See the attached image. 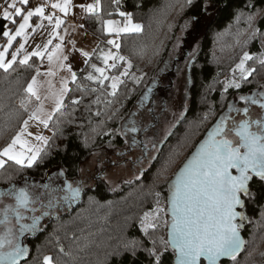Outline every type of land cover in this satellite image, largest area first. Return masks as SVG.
<instances>
[{
	"label": "trees",
	"instance_id": "16d2710c",
	"mask_svg": "<svg viewBox=\"0 0 264 264\" xmlns=\"http://www.w3.org/2000/svg\"><path fill=\"white\" fill-rule=\"evenodd\" d=\"M169 3L175 4V7L166 15L162 14ZM181 3L183 0L179 3L177 0H119V3L117 0H105L99 16L87 18L86 31L98 38L103 47L107 46L109 36L100 23L101 18L123 20L119 12L125 11L132 15L133 22L144 26L142 35H122L119 50L120 54L132 60V72L136 75L143 74V80L139 85L129 83L127 88L121 86L112 105L103 102L98 106L92 104L91 111H86L85 105L95 98L94 93L84 96L76 110L68 104L64 109L66 115L61 117L58 113L53 118L54 121L57 118L62 121V134L52 125L46 129L49 141L56 146L52 154L38 166L17 172L12 181L0 180V191L6 190L10 184L20 186L26 179L45 181L54 170H60L66 182L77 181L82 166L89 161L93 152L126 149L128 143L123 137H117L113 146L108 147L110 137L103 135V132L119 129L123 118L131 113L149 88L151 92L148 91L146 100L150 102L154 114L158 102L161 113L164 112L178 70L189 60L190 53L195 52L192 62L186 67L189 106L172 129L174 134L162 141L159 159L152 161L144 172L143 183L134 178L123 181L119 189L113 191L104 180L98 179L93 187L82 191L79 201L67 212L50 218L35 234L25 235L22 243L29 248L28 264H42L45 255L52 256L54 261L59 258L63 264H153V258L149 255V250L153 247L151 240H157V250L162 248L159 244L161 238L168 240V228L163 225L150 232V236H145L140 223L141 217L156 207L155 192L161 193L159 206L166 209L168 185L224 109L227 99L234 93H243L232 89L223 93V86L217 81H224L232 75L231 70L239 62L243 51L254 56L264 51L259 39L244 46L254 29L264 33V0H194L183 12L180 10ZM249 14L254 17L251 28L245 20ZM185 21H189L188 29L181 31ZM9 22L0 18V51L7 42L3 32L7 29L14 31L13 24L9 25ZM169 25H174L170 32ZM176 37L181 42L172 58L170 70L160 75L170 59ZM152 38L157 46L163 42L159 55L153 56L151 48L143 59L132 54L131 49L135 45L140 42L150 44ZM96 60L94 57L92 62ZM33 61L36 66L41 67L38 58H33L30 63ZM251 64L250 61L249 65ZM257 68L259 69L258 65ZM14 69L9 73L0 70V104L4 105V111L0 112V129L7 126L6 131H0V149L19 129L20 121L26 118V114H22L19 119H10L9 114L19 110L23 89L35 74L33 69L19 65H15ZM84 70L77 83L91 69L86 67ZM249 80L251 88L264 85V71L254 74ZM161 82L167 83L160 87L158 85ZM84 86L93 85L85 81ZM70 88L73 89L70 96L81 98V93L75 91L74 84H70ZM210 105L214 111L204 119ZM117 110L119 114L113 117ZM96 111H99V116L95 115ZM159 116L155 114L156 119L148 132L156 130ZM54 132L57 134L54 135ZM179 144L183 146L177 148ZM172 151H177L179 155L174 158L170 168L154 181L161 161ZM253 193L255 199L249 200L246 206V215L249 217L243 230L246 244L237 257L236 264H264V184H255ZM130 242L134 251L132 247H126ZM60 247L64 248L67 255L60 253ZM161 264H175V254L171 247L167 252L161 253ZM222 264H232V261H224Z\"/></svg>",
	"mask_w": 264,
	"mask_h": 264
},
{
	"label": "snow or ice",
	"instance_id": "6c2138e0",
	"mask_svg": "<svg viewBox=\"0 0 264 264\" xmlns=\"http://www.w3.org/2000/svg\"><path fill=\"white\" fill-rule=\"evenodd\" d=\"M177 2L179 3L180 0ZM193 2L194 0H183L181 12L186 6L190 7ZM71 4L72 0H58L52 3L51 8L58 9L66 16ZM27 5H29V0H5V4L0 5L5 21L16 24V17L22 19V23L19 24L14 34L9 30L3 32V36L7 37V47L0 51V70L9 73L15 70V65H19L26 69H33L35 73L23 89L24 95L20 99L19 110L9 114L10 119H19L22 114H26V118L20 121L19 129L0 149V180L6 182L12 181L17 172L38 166L52 154L56 147L48 137L39 133L33 135L29 131L30 122L34 121L37 126L42 125L43 129H49L52 125L62 134L60 130L62 121L59 118L54 121L53 118L58 113L61 117L66 115L64 109L68 107V104L76 110L83 102L84 96L94 93L95 98L85 105L86 111H91L92 104L98 106L103 102L106 105H112L115 103L121 86L127 88L129 83L139 85L143 80V74L136 75L132 72V60L120 54V42L116 39H108L106 44L111 48L93 50L91 53L77 49L75 41H72L73 51L77 52L83 58L84 64L91 69L77 83L78 73L68 62L69 57L63 49L64 37L60 35L64 20L55 15L46 16L44 7H37L34 11L28 10L25 14L24 6ZM81 7L90 16H99L100 0H96L94 4L81 5ZM174 7L173 3L167 4L162 14L166 15ZM119 15L124 18L123 23L111 19H100L102 27L109 36L142 35L144 33V26L134 23L130 13L120 11ZM34 16L40 18V28L44 27V21L47 20L52 31L44 45H38L34 51L27 52L25 50V44L28 42L27 32L32 27L30 22ZM253 19L251 14L245 17L249 28L252 27ZM188 26L189 21H185L180 30L187 31ZM173 27L174 25L168 26L169 32ZM67 34L65 30L64 35ZM18 37H22L24 43H21L9 57L8 48L12 47L13 41ZM255 39H259L261 47L264 48V33L259 29L252 31L244 46L247 47ZM53 40L59 42L53 44ZM180 42V38L176 37L170 59L176 54ZM162 45L163 42L157 46L152 38L150 44L140 42L131 51L133 55L143 59L149 48L152 49L153 56L159 55ZM22 51L23 56L21 57ZM195 54V52L190 53L186 65L192 62ZM94 56L101 61L102 67L92 63ZM33 57L40 60L41 66L46 57L47 71L42 72L41 67L36 66L34 61L30 63ZM250 61L251 65H249ZM63 71H66L69 76H61L60 87L56 88L54 78ZM261 71H264V51L255 56L243 51L239 62L231 70L232 75L217 83L222 84L223 93H227L229 89L240 90L243 84L251 82L249 77H253L254 74L258 75ZM85 81L93 86L85 87ZM70 83L76 86L75 91L81 93V98L70 96L73 91L69 87ZM45 85H47L46 89ZM42 89H44V94L41 93ZM148 91L151 92V89L149 88ZM108 97L112 99H107ZM144 99L148 97L145 96ZM236 99L242 101L245 106L242 109L238 108L235 101L227 105L228 112L219 118L208 132L207 138L198 145L191 158L168 185L169 209L166 210L159 206L161 193L155 192L156 207L150 212H145L141 217L140 223L145 236H150V232L157 230L160 225L170 229L169 239L159 240V244L162 245L161 249L157 250V240H151L153 247L149 250V255L153 258V264H161V253L167 252L169 247L175 254V264H202L204 261L206 264H222V258H228L232 264H236L238 255L244 250L246 241L241 235V229L249 217L244 211L238 209L246 208V200L255 199L251 188L254 181L264 184V85H261L254 94L238 95ZM49 100L52 101L50 111L45 107V102ZM252 106H258L261 109V115L256 119L250 116ZM140 108L143 111L138 116L133 114L130 119L121 124L119 129L105 130L103 135L110 137L108 147L113 146L117 137H123L130 149L142 146L144 155L136 162L137 164H143L146 159H149L150 151L156 153L149 160L151 164L152 161L159 159L162 141L160 138L154 140L136 138L137 134L148 132L145 125L149 120L156 119L151 105L145 106L141 101ZM3 111L4 105L0 104V112ZM213 111L210 105L209 112L204 119H207V115ZM241 112L243 115L238 122L232 117V113L240 115ZM118 114L119 110L113 113V117ZM95 115L99 116V111H96ZM181 119L182 114L174 117L173 124L165 131L163 139L174 134L171 129ZM6 130L7 126L0 129V131ZM230 133H234L238 139L233 141L228 138ZM56 134L54 132V135ZM28 137H31L35 143ZM149 144H151V149ZM85 145L87 146V137H85ZM182 146L183 144H179L177 148ZM114 155L123 157L126 153L118 151ZM178 155L177 151H172L161 161L156 176L153 178L154 181L170 168L174 163V158ZM112 163L116 164L115 161ZM144 175V170H141L136 179L143 183ZM81 194L82 187H73L71 183L53 186L50 181L37 186L29 184L27 180L24 186L18 187L10 184L6 190L0 191V264H21L22 261L23 264H28L29 248L22 243L25 234H35L40 231L42 228L40 221L44 217L51 216L54 211L62 207H71L79 201ZM5 198L13 202L5 203ZM38 204L45 209L40 216L36 215ZM168 215L171 217L170 220L163 218ZM26 221L30 222L26 223ZM126 247H132V243L130 242ZM132 250H135L134 247ZM59 251L67 255L63 247H60ZM42 264H63V262L59 258L54 261L52 256L45 255Z\"/></svg>",
	"mask_w": 264,
	"mask_h": 264
},
{
	"label": "rangeland",
	"instance_id": "374dc122",
	"mask_svg": "<svg viewBox=\"0 0 264 264\" xmlns=\"http://www.w3.org/2000/svg\"><path fill=\"white\" fill-rule=\"evenodd\" d=\"M18 6L20 5L18 4ZM0 16L3 17L2 11H0ZM112 39H116L120 42V38H112ZM105 49H108V48H105ZM174 56H172V58ZM172 58L169 59V61L166 63L160 75L161 74L164 75L170 70ZM92 63H96L97 66H100V67L103 66L101 61L99 60H96L95 62L93 61ZM186 67H188V64L187 65L184 64V66L180 68V71L177 72L175 76V81H173L174 88L171 91L172 94L170 95V97H168L165 111L162 113H161V105L158 102V106L156 107V113L157 115H160L159 116L160 123L158 124L156 130L149 131L147 134H144L143 138H141V133L137 134L136 138L138 140H154L156 138H160L161 141H164L163 138H164L165 131L173 124L174 117L181 116V114L182 116L184 115L185 111L187 110L189 106V99H190L189 98V78H188ZM163 83L164 85H166L167 82H163ZM147 95H148V91H146L143 97L141 98V100L138 101V103L136 104L134 109L131 111V113L127 115L125 118H123L122 123L130 119V117L133 114H136L138 116V114L141 111H143V109L140 108L141 101H143L145 106L150 105V102H147L148 100L144 99V97ZM153 122L154 120H149L145 126L148 127ZM176 124L174 126H176ZM174 126L172 127V129L174 128ZM38 133L49 138V132H47L46 129H43L42 132H38ZM28 139L32 140L31 137H28ZM32 142L35 143L34 140H32ZM149 148L151 149V144H149ZM118 151H122L126 153V155L123 157L119 155H114V153ZM95 153L97 154L92 155L89 161H87L82 166L81 175L77 181L66 182L64 179L63 173L60 170L52 171L49 177L45 181H42V182L32 180V179H26V180L29 184H33L37 186L47 184L50 181L53 186H63L64 183H71L73 187H77V186L82 187V191H83V190L93 187L98 179H102L110 186L111 190L116 191L119 189L123 181H129V180L136 178L137 174H139L141 170H144L145 172L151 165L149 163V160L153 156L156 155V153L150 151L148 153L149 159H146L143 164H137L136 162L140 159V157L144 155L142 151V146H135L130 149L129 144L127 148L124 150H113V151L99 150ZM113 161L116 162L115 165L112 163ZM25 181L23 182L22 186H24ZM62 194L63 193H61V195ZM4 202L12 203L13 201H11L8 198H5ZM44 202L46 203V201ZM36 207L38 209V211L36 212V215L37 216L42 215L45 209H42L39 204L36 205ZM71 207H62L54 211L51 216L44 217L40 221L41 225L46 223L50 218L67 212ZM166 210H167V207H166ZM26 222H29V221H26ZM246 222L247 221H245L244 225L246 224Z\"/></svg>",
	"mask_w": 264,
	"mask_h": 264
},
{
	"label": "crops",
	"instance_id": "0c3cea01",
	"mask_svg": "<svg viewBox=\"0 0 264 264\" xmlns=\"http://www.w3.org/2000/svg\"><path fill=\"white\" fill-rule=\"evenodd\" d=\"M103 1L105 0H100V12H102L103 8ZM54 2H58V0H29V5L24 6L25 7V14L28 10H35L37 7H44L45 13L48 11L50 12L49 16L55 15V13H58L56 17H59L60 19L64 20V24L61 26L60 29V35L64 37V53L68 55L69 57V63H71L73 70L77 71L78 77L82 74L80 71L81 69H85L87 66L84 64V60L82 57L79 56L77 52L73 51V44L72 41H75V47L77 49H81L84 51L88 52H93V50L99 51V49H105V48H111L110 45H107L106 47L103 48L101 46V42L98 38L95 36L90 35L86 29V21L87 18L90 16L84 9L81 7V5H88V4H94L96 3V0H72V4L69 8L68 14L65 16L63 13H61L58 9H52L51 5ZM0 4L4 5L5 0H0ZM2 16H0L1 18ZM3 18V17H2ZM16 24H13L12 26L14 27V31L12 32L13 34L15 33V30L19 27V24L22 23V19L20 17H16ZM115 20L119 23H123L124 19H111ZM32 24V27L28 29L27 36H28V42L25 44V50L27 52H32L36 49L38 45L42 46L46 43L52 29L48 24V21H44V27L40 28V18L38 17H33L32 21L30 22ZM12 23L9 22V25ZM83 25V27H81ZM65 30L67 31V35H64ZM105 33L107 34V31L105 30ZM108 35V34H107ZM109 36V35H108ZM121 36H109V39L112 38H120ZM59 41L53 40V44L58 43ZM21 43H24V39L22 37H18L15 41L12 43V47L8 48V53L7 55L10 57L11 54L19 48V45ZM7 47V42L5 46ZM2 49V50H3ZM1 50V51H2ZM23 56V51L21 52V57ZM95 57V56H94ZM93 57V58H94ZM35 58V57H33ZM41 71H47V59L45 57V61L43 62V65L41 66ZM68 77L69 74L66 71L60 72L55 78H54V83L56 88L60 87V77ZM71 84V83H70ZM69 84V87H70ZM47 88V85H45V89ZM41 93L44 94V89L41 90ZM45 107L47 110L52 109V101H46L45 102ZM43 126H37L36 123L30 122L29 124V131L35 135L38 132H42Z\"/></svg>",
	"mask_w": 264,
	"mask_h": 264
},
{
	"label": "flooded vegetation",
	"instance_id": "af4514ba",
	"mask_svg": "<svg viewBox=\"0 0 264 264\" xmlns=\"http://www.w3.org/2000/svg\"><path fill=\"white\" fill-rule=\"evenodd\" d=\"M163 85H164V83L163 82H161V83H159V85L158 86H160V87H163ZM251 84L250 83H245V84H243L242 85V87H241V89H240V91H243V93H238V94H236V93H234V94H232L228 99H227V102H226V104H225V107H224V109L217 115V117L215 118V120H214V122L210 125V127H209V129L206 131V133L204 134V136L202 137V139H201V141H200V143H202L206 138H207V134H208V132L213 128V126L218 122V120H219V118L222 116V115H224L225 113H227L228 112V107H227V105L229 104V103H233L234 101H235V104H236V107H238V108H243L245 105L243 104V102L242 101H239L238 99H236V97L238 96V95H251V94H254L256 91H258L259 89H260V87H257V88H251ZM159 88V87H158ZM233 91H236L235 89H232ZM242 112H241V114L240 115H237L236 113H232V117L233 118H235L238 122H239V120L242 118ZM261 115V109H259V107L258 106H252L251 107V109H250V116H251V118L252 119H256V118H258L259 116ZM160 123V117H159V120H158V122H157V124L156 125H158ZM150 127V125L147 127V128H149ZM148 133V132H147ZM146 133V134H147ZM145 133H141V138H143V135H144ZM228 138H230V139H232L233 141H236L238 138L237 137H235V134L234 133H230L229 134V137ZM199 143V144H200ZM162 145V144H161ZM198 147V146H197ZM197 147L194 149V151H193V153L196 151V149H197ZM192 153V154H193ZM192 154H191V156H192ZM191 156L188 158V159H190L191 158ZM187 162V161H186ZM185 162V163H186ZM183 167V166H182ZM181 167V168H182ZM180 168V169H181ZM180 169H179V171H180ZM178 171V172H179ZM234 171V170H233ZM176 176V175H175ZM175 178V177H174ZM174 180V179H173ZM172 180V181H173ZM40 182H42V181H40ZM257 183H259V181H254L252 184H251V188H252V191H253V187H254V185L255 184H257ZM20 186H22V185H20ZM20 186H18V187H20ZM83 191H85V190H83ZM169 195V194H168ZM248 201L249 200H246V206H247V203H248ZM167 210L169 209V203H168V199H167ZM240 211H244L245 212V214H246V208L245 209H239ZM168 218V220H169V218H170V215H168L167 216ZM30 222V221H29ZM27 223V222H26ZM244 227H245V225H244ZM244 227L241 229L242 230V232H243V230H244ZM25 235H31V234H28V233H26Z\"/></svg>",
	"mask_w": 264,
	"mask_h": 264
},
{
	"label": "water",
	"instance_id": "95a60500",
	"mask_svg": "<svg viewBox=\"0 0 264 264\" xmlns=\"http://www.w3.org/2000/svg\"><path fill=\"white\" fill-rule=\"evenodd\" d=\"M238 210H239V209H238ZM170 219H171V217L169 218V220H170ZM169 231H170V229L168 228V239H169ZM241 235H242L243 239L245 240L242 230H241ZM242 252H243V251H242ZM242 252H241V253H242ZM241 253H240V254H241ZM240 254H239V255H240ZM239 255H238V256H239ZM175 261H176V258H175ZM224 261H229V259H228V258H222V262H224ZM202 264H206V261L202 262Z\"/></svg>",
	"mask_w": 264,
	"mask_h": 264
},
{
	"label": "built area",
	"instance_id": "2783aa9c",
	"mask_svg": "<svg viewBox=\"0 0 264 264\" xmlns=\"http://www.w3.org/2000/svg\"><path fill=\"white\" fill-rule=\"evenodd\" d=\"M46 16H49L50 15V12L48 11L47 13H45ZM55 15L57 16L58 13H55Z\"/></svg>",
	"mask_w": 264,
	"mask_h": 264
}]
</instances>
